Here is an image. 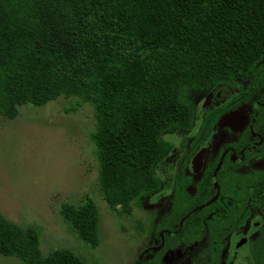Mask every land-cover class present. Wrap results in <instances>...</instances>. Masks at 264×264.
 <instances>
[{
	"label": "trees",
	"instance_id": "1",
	"mask_svg": "<svg viewBox=\"0 0 264 264\" xmlns=\"http://www.w3.org/2000/svg\"><path fill=\"white\" fill-rule=\"evenodd\" d=\"M234 84L244 87L206 111L192 138L196 95ZM60 97L74 99L72 111L92 107L101 191L112 209L131 213L164 189L158 170L175 149L166 136L189 135L184 143L199 146L220 118L250 105L252 129L264 138V0H0V117L14 120L23 105ZM241 165H223L222 194L251 190L252 207L264 212V171L241 174ZM213 166L200 190L215 191ZM190 183L182 174L175 179L171 214L156 229L139 222L143 237L179 226L183 202L192 206ZM218 206L197 215L211 216L205 225L226 235L231 210L216 212ZM61 213L82 241L99 246L100 213L92 201L64 204ZM251 253L255 264H264V228ZM0 255L23 264H89L70 250L44 257L38 230L1 213Z\"/></svg>",
	"mask_w": 264,
	"mask_h": 264
},
{
	"label": "rangeland",
	"instance_id": "2",
	"mask_svg": "<svg viewBox=\"0 0 264 264\" xmlns=\"http://www.w3.org/2000/svg\"><path fill=\"white\" fill-rule=\"evenodd\" d=\"M239 86L244 87L234 84L196 95L198 118L192 138L205 112L231 100ZM72 101L60 97L43 106L25 104L16 119L0 117V213L11 223L36 228L44 257L70 250L89 264H132L141 249L153 243L151 234H140L139 222L146 227L151 222L154 227L169 214L175 179L184 172L191 176L186 168L194 144L191 140L184 143L189 135L166 136L175 149L158 170L162 193L143 200L131 213H125L121 206L112 209L99 185V163L91 141L95 131L93 109L82 104L72 111ZM251 113V106L245 105L219 119L204 142L210 149L209 162L222 147L234 146ZM263 167V161L254 162L239 172ZM88 201L100 213L101 238L96 248L73 233L61 213L64 204L82 206ZM0 264L23 263L16 257L0 255ZM221 264H231V260L226 262L222 257Z\"/></svg>",
	"mask_w": 264,
	"mask_h": 264
},
{
	"label": "flooded vegetation",
	"instance_id": "3",
	"mask_svg": "<svg viewBox=\"0 0 264 264\" xmlns=\"http://www.w3.org/2000/svg\"><path fill=\"white\" fill-rule=\"evenodd\" d=\"M251 112H253L252 108ZM255 120V118L252 119L251 113L248 125L236 142L233 143L234 146L222 147L223 150L220 154H214L212 159L214 161L209 162L210 149L204 144L210 136L204 138L199 146H193V155L186 168L191 176H186L184 172V177L191 180L190 185L186 188V194L189 198H192V206L190 207L189 204L184 205L183 202L181 207L182 216L178 227L176 223H168L170 226L167 229H160L158 236L154 231L150 233L153 243L142 248L139 257L136 259L143 262L149 260L151 264H221V258L223 257L226 262L231 260V264H255L251 253V244L264 228V212L259 208L252 207L251 190L229 192L226 196V193L225 195L222 194L220 184L217 181L219 173L227 160L234 165L242 164L236 170L238 173H241L239 172L241 168L250 166L254 162H264V148L260 149L264 145V138L252 129L251 123L252 121L254 123ZM247 130L250 136L247 135ZM200 152L204 153L203 163L201 166H195L193 163L194 158ZM222 158H224L222 167L219 169L217 176H214ZM210 164L214 165L212 170L214 192L199 189V184L202 182L205 171ZM254 171H264V167L257 170L249 169L241 174L251 175ZM215 183H218L220 187L218 199L214 202L219 203L220 206L215 211L221 213L225 209L231 210V222L228 227L231 232L226 235H221L219 229L214 226L213 229H210L209 226L205 225V219H210L211 216L197 215V212L207 208L200 210L201 206L217 196L218 190L215 188ZM161 193L160 191L152 197ZM174 201L173 191L171 208L167 216L173 210ZM157 225L153 228L156 229ZM189 236H197V239L189 242ZM159 247L162 248L158 251L153 250Z\"/></svg>",
	"mask_w": 264,
	"mask_h": 264
},
{
	"label": "water",
	"instance_id": "4",
	"mask_svg": "<svg viewBox=\"0 0 264 264\" xmlns=\"http://www.w3.org/2000/svg\"><path fill=\"white\" fill-rule=\"evenodd\" d=\"M203 157H204V153H203V152L198 153V154L195 156V158H194V161H193L194 165H195V166H197V165L201 166L202 163H203ZM223 160H224V158H222V160L220 161V163H219V165H218V167H217V169H216V171H215V173H214V176H217V173H218L219 169L222 167ZM215 188L218 190V194H217V196H216L212 201H210V202H208L207 204L201 206V207H200V210L203 209V208H205V207L210 206L212 203H214V202L218 199L219 192H220V187H219V184H218V183H215ZM161 248H162V247L154 248L153 250L158 251V250H160Z\"/></svg>",
	"mask_w": 264,
	"mask_h": 264
}]
</instances>
